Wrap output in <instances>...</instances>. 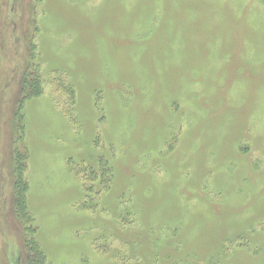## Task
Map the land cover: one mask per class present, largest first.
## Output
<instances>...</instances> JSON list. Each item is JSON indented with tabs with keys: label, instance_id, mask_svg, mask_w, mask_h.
<instances>
[{
	"label": "rangeland",
	"instance_id": "374dc122",
	"mask_svg": "<svg viewBox=\"0 0 264 264\" xmlns=\"http://www.w3.org/2000/svg\"><path fill=\"white\" fill-rule=\"evenodd\" d=\"M34 262L264 264V0H0V264Z\"/></svg>",
	"mask_w": 264,
	"mask_h": 264
},
{
	"label": "trees",
	"instance_id": "16d2710c",
	"mask_svg": "<svg viewBox=\"0 0 264 264\" xmlns=\"http://www.w3.org/2000/svg\"><path fill=\"white\" fill-rule=\"evenodd\" d=\"M21 130L23 131V128ZM18 178H19L18 184L20 183V185H21V188L19 189L20 190V195L18 196V201L23 204L24 203V189H23V192H22V187H23V184H22V181H21L22 177L19 176ZM37 255H38V253H37ZM35 259L39 260V258H37V257H35ZM33 264H36V262H34Z\"/></svg>",
	"mask_w": 264,
	"mask_h": 264
}]
</instances>
